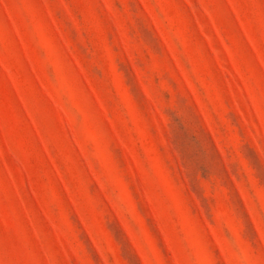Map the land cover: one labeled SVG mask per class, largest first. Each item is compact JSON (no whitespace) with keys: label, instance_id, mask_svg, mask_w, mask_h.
I'll return each mask as SVG.
<instances>
[{"label":"rangeland","instance_id":"rangeland-1","mask_svg":"<svg viewBox=\"0 0 264 264\" xmlns=\"http://www.w3.org/2000/svg\"><path fill=\"white\" fill-rule=\"evenodd\" d=\"M0 264H264V0H0Z\"/></svg>","mask_w":264,"mask_h":264}]
</instances>
